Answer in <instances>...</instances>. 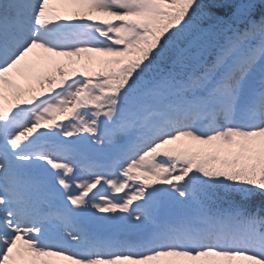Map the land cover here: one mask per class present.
I'll list each match as a JSON object with an SVG mask.
<instances>
[{
    "label": "snow or ice",
    "instance_id": "1",
    "mask_svg": "<svg viewBox=\"0 0 264 264\" xmlns=\"http://www.w3.org/2000/svg\"><path fill=\"white\" fill-rule=\"evenodd\" d=\"M0 264H264V0H0Z\"/></svg>",
    "mask_w": 264,
    "mask_h": 264
},
{
    "label": "rangeland",
    "instance_id": "2",
    "mask_svg": "<svg viewBox=\"0 0 264 264\" xmlns=\"http://www.w3.org/2000/svg\"><path fill=\"white\" fill-rule=\"evenodd\" d=\"M10 99H11V98H10ZM7 102H8V101H6V103H7ZM56 119H61V117H60L59 114H57Z\"/></svg>",
    "mask_w": 264,
    "mask_h": 264
}]
</instances>
